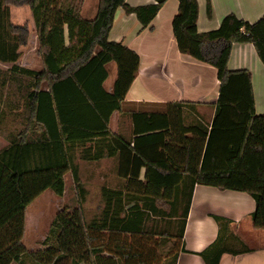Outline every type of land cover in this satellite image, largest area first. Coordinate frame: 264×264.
I'll list each match as a JSON object with an SVG mask.
<instances>
[{"label":"trees","instance_id":"obj_1","mask_svg":"<svg viewBox=\"0 0 264 264\" xmlns=\"http://www.w3.org/2000/svg\"><path fill=\"white\" fill-rule=\"evenodd\" d=\"M82 1L0 0L5 6L0 22L8 16V6L30 10L37 36L35 53L42 64L40 69L16 64L19 47L27 44L29 25L9 22L7 30L0 32V63L11 66L0 68V85L20 86V78L26 80L27 122L0 151V264H20L26 253L22 236L32 217L27 206L47 189L61 196L68 172L78 189L77 206L56 213L42 242L45 248L30 254L37 264H164L166 260L170 264L183 250L195 184L247 192L255 202L252 226L264 229V115L254 111L250 72L227 68L234 43H251L264 64V14L254 23L228 14L217 30L198 33L197 1L177 0L173 36L181 53L216 69V112L210 128L184 126L179 105H168L166 113L134 112L130 144L110 134L107 123L135 78L139 57L122 43L108 41V32L118 7L134 13L146 28L165 0L136 7L125 0H98L91 20L79 16ZM207 15L211 16L209 1ZM110 61L117 66V78L112 93H107L102 83ZM29 131L33 137L27 136ZM97 137L110 140L108 155L119 153V174L125 186L103 190L108 208L112 206L109 221L88 224L81 203L84 190L68 150ZM82 157L99 159L102 154L95 152L91 157L84 149ZM141 168L143 180L139 179ZM180 194L187 196L182 226L171 249L162 254L160 236L143 230L139 202L150 199L168 204ZM124 196L136 199L127 210ZM115 208L125 214L120 218ZM214 218L220 230L229 223ZM227 249L220 235L198 254L205 264H219Z\"/></svg>","mask_w":264,"mask_h":264},{"label":"crops","instance_id":"obj_2","mask_svg":"<svg viewBox=\"0 0 264 264\" xmlns=\"http://www.w3.org/2000/svg\"><path fill=\"white\" fill-rule=\"evenodd\" d=\"M125 1L132 7L157 3V0ZM196 1L198 33L217 30L222 19L228 14H233L248 23L256 22L264 14V0ZM208 1L211 16L207 15ZM95 2V5L90 7L87 6L86 0L82 1L79 9L80 18L91 20L95 17L98 0ZM177 11V0H165L146 28L142 27L134 13L127 14L121 7L114 13L107 39L110 42L122 43L135 52L139 57V64L135 78L124 99L120 101L119 108L110 114L107 127L110 134L118 135L130 144L134 138L132 120L134 112L166 113L168 105H179L184 126L202 125L207 128H210L214 118L219 89L216 69L178 50L171 25ZM28 21L30 32H35L36 36L33 19L29 18ZM227 68L230 71L250 72L254 111L257 115H264V64L260 61L254 46L251 43H234L228 56ZM105 69L107 77L102 87L107 93H112L117 78V66L114 61H110L105 64ZM43 89L46 87L43 86ZM189 118L190 122H187ZM8 146L7 144L0 146V151ZM73 147L82 148L81 157L84 149L91 157L95 152L102 154L99 159L82 157L94 165V179L121 180L124 183V177L119 174V153L108 155V150L112 147L109 139L97 137L84 144H74ZM77 171L81 179L79 166ZM144 171V168L140 169V180H143ZM65 177L66 174L64 179ZM100 188L116 190L109 184H103ZM254 208V199L247 192L195 184L192 187L184 225L183 250L170 264H205L198 253L220 235H223L228 249L221 255L219 264H264V229L252 226L251 214ZM215 216L228 220L229 223L220 230V224L215 220ZM26 230L23 236L26 235ZM24 246L26 247L25 244ZM168 261L166 260L164 264H169Z\"/></svg>","mask_w":264,"mask_h":264},{"label":"rangeland","instance_id":"obj_3","mask_svg":"<svg viewBox=\"0 0 264 264\" xmlns=\"http://www.w3.org/2000/svg\"><path fill=\"white\" fill-rule=\"evenodd\" d=\"M87 6L93 7L95 0H86ZM5 6L0 4V10L3 11ZM8 16L4 17L5 20L0 22V32L7 30L8 23L14 24H27L32 15L30 10L23 7L8 6ZM6 13V12H5ZM1 14V13H0ZM27 44L19 47V66H24L30 69L41 68V60L36 55L37 40L35 32H30ZM11 64L0 63L1 69H6ZM1 78V77H0ZM7 78V77H6ZM8 80V79H7ZM21 85L17 86L13 83L0 85V146L10 144V141L26 126L27 117L25 112L24 90L26 80L20 78ZM24 85V87H23ZM207 121V118L205 117ZM190 122V118L186 120ZM34 133L29 131L27 136H33ZM9 142V144H8ZM80 147H71L68 154L71 156L73 166H79L81 169V183L80 187L83 188L84 194L82 199V210L84 218L88 224L95 223L101 224L103 220L106 223L109 221L112 206L108 208L106 198L103 193L105 188H100L103 184H109L116 190H123L125 181L121 180H98L93 178L94 165L81 157ZM118 188V189H117ZM116 197V196H113ZM122 204L127 210L132 206L136 199L124 196ZM187 200L186 195H179L174 201L168 204L156 203L153 200H145L139 202L138 209L143 213V230L145 232H154L160 236V253L165 254L169 251L174 243L173 237L177 236L183 221V209ZM78 189L70 172L66 173L64 179V191L61 196H57L52 190L47 189L40 194L30 205L28 209L30 216L29 223L31 224L27 230L26 235L23 236V243L26 245V253L22 256L20 264H37L31 257L40 249L45 248L42 244L47 236L49 226L58 211L63 208L71 209L77 206ZM140 201V200H139ZM116 204L113 205V207ZM117 206V205H116ZM117 209V208H115ZM125 210H113L121 218L125 214ZM132 210V209H130ZM34 222V223H33ZM166 264V263H165Z\"/></svg>","mask_w":264,"mask_h":264}]
</instances>
